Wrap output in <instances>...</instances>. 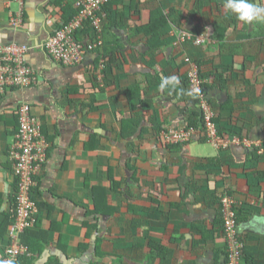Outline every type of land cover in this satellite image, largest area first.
I'll return each instance as SVG.
<instances>
[{
  "label": "crops",
  "instance_id": "0c3cea01",
  "mask_svg": "<svg viewBox=\"0 0 264 264\" xmlns=\"http://www.w3.org/2000/svg\"><path fill=\"white\" fill-rule=\"evenodd\" d=\"M55 1L25 0L22 7L19 1L0 0V44L30 47L25 63L36 77L30 87L9 90L0 98V220L11 209L14 191L10 153L19 130L15 111L22 104H31L50 144L48 161L39 177L42 200L50 207L49 212L40 214L44 216L42 226L45 230L56 228L54 243L45 247L37 264H47L53 255H64L57 246L61 236H65L63 246L69 254V259H62L64 264H165L154 244L166 249L165 256L172 261L169 264H226L220 250L224 240L216 234L215 241L205 243L200 235L203 230L212 234L216 228L221 209L217 196L224 189H229L238 205L246 207L248 216L239 224V236L251 251L259 253L253 264H264V222L253 223L254 217L264 218L261 149L231 145L218 150L205 139L202 128L195 129L191 142L173 151L163 137L164 131L180 125L197 108L194 98H183L188 72L184 58L188 56L198 63L210 62L219 72L215 75H222V82L228 81L225 87L220 83L208 87L227 93L222 103L212 101L221 128L228 131L226 137L239 133L242 139L264 145V21L241 22L224 9V0H208L205 12H211L209 18L215 12L213 25L207 27L208 36L213 35L216 22L224 26V20L231 16L226 20L225 50L211 37L204 46L192 41L176 45L179 31L171 27L169 35L174 42L153 52L145 36L137 33L151 17L143 3L153 0H137L140 8L124 0L114 7L111 17L125 15L122 24L114 26L107 16L104 30L110 47L121 50L117 56L122 58V71L114 68L106 77L98 51H89L77 65L56 62L47 52L48 39L62 24L63 12ZM155 1L159 7L164 4L167 13L180 10L185 17L183 27L193 33L197 21L189 13L199 0ZM252 2L264 6V0ZM20 11L23 26L13 27L12 20ZM169 76L176 79L162 90L161 81ZM99 82L103 92L97 88ZM131 87L139 89L130 96L127 92ZM134 116L140 118L141 127L134 137L126 138L124 124ZM155 127L161 129L160 134ZM143 129L147 131L142 136ZM198 159L206 164L208 176L196 168ZM211 160H220L221 168L210 169ZM128 163L136 170L128 169ZM108 170L123 183L120 190H112ZM136 171L140 177L137 182L131 180ZM195 182L201 193L210 194H186V186L194 188ZM94 191L105 194L108 206L118 212L95 218L89 215L95 209ZM171 204L180 206L169 208ZM86 222L98 225L90 239ZM9 238L8 246L0 236V257L12 244L10 234ZM98 238L103 240L101 250L107 253L101 260L95 256ZM84 243L90 244V249L78 255L77 247Z\"/></svg>",
  "mask_w": 264,
  "mask_h": 264
},
{
  "label": "built area",
  "instance_id": "2783aa9c",
  "mask_svg": "<svg viewBox=\"0 0 264 264\" xmlns=\"http://www.w3.org/2000/svg\"><path fill=\"white\" fill-rule=\"evenodd\" d=\"M24 6V0H15ZM113 0H75V8L79 10L78 15L67 25L57 29L48 39L45 48L51 57L64 65H77L89 51L96 52L104 45V30L107 13L103 7ZM91 21L94 29L92 39L78 42L75 37L76 31L81 29L85 22ZM22 11L12 20L13 27L23 26ZM188 33H179L177 44L185 43ZM197 45L204 43V39H197ZM86 47V48H85ZM30 47L19 44L0 45V98L9 90L24 89L30 87L36 81L35 73L26 63L25 55ZM190 66L188 77L190 81V93L196 100V110L201 114L203 120V135L205 139L216 149H228L231 145L256 147L264 154V145L260 142H249L240 136L220 137L219 128L215 122L216 112L212 104L207 100L204 92L205 85L211 81L203 79L200 75L198 64L187 58ZM16 117L19 130L15 136V142L11 148L10 159L13 164V173L18 183L17 219L10 229L12 238L11 246L6 250L0 261L13 260L17 263L22 257L29 254L28 248L20 243V236L28 228L36 224L38 207L32 200V190L35 179L39 178L48 160L50 144L44 136L43 123L33 113L30 104H22L17 107ZM196 130L188 128L187 120L181 121L177 127H170L163 133L168 145H185L192 141ZM227 136V135H226ZM238 201L229 195L222 199L223 217L225 229L230 245V263L240 264L243 245L238 240V223L236 221V207Z\"/></svg>",
  "mask_w": 264,
  "mask_h": 264
},
{
  "label": "trees",
  "instance_id": "16d2710c",
  "mask_svg": "<svg viewBox=\"0 0 264 264\" xmlns=\"http://www.w3.org/2000/svg\"><path fill=\"white\" fill-rule=\"evenodd\" d=\"M124 0H113L110 3H108L107 5H105L103 7L104 12H106L108 14V19L110 21H114V26L117 25V27H119L123 20L125 19V15L120 14V13H116V18L113 20L112 15L115 14L114 13V7L116 5H120L121 3L123 4ZM208 0H199L196 3V7L190 11L189 15L196 19L197 23L196 26L194 28L193 34L194 35H203L204 33H206L207 31V27L214 23V19H215V12L214 17H210V14L205 12V10L207 9V7H209L207 5ZM130 5H136L139 6L138 8H140L141 6L139 5L137 0H130L129 1ZM54 5L61 8L63 15H62V24L59 28H62L64 25L69 24L79 13V10L75 8V0H56L54 2ZM143 5L148 6L149 10L151 12V17L149 19V22L144 25V26H140L137 29V33L140 35H144L145 38L147 39V42L149 44V46L151 47V50L153 52H159L161 49H163L164 47L168 46L171 42H174V38H172L169 35V30L171 27L175 28L177 31H185V27H183L185 24L183 23V20L185 19V17H183V14L180 10L178 9H171L170 12H166V7L163 4L161 7H159V2L153 0V1H149V2H144ZM207 6V7H206ZM61 12V13H62ZM229 18H231V16L227 17L226 20ZM218 19V17H217ZM225 21V25L224 26H219L218 23L216 22L215 24V30L213 35L211 36V39L215 42H219L221 43L222 48L225 50V48L227 47V45L225 44V37L227 35L228 32V28H227V22ZM110 30L111 28L108 27ZM109 29H106V33L109 32ZM94 36V29L92 26V22L91 21H87L84 23L83 27L81 29H79L78 31H76L75 36L73 35V37H75V39L78 42H84L85 39H92ZM104 45L102 48V50L98 49L100 57L98 62L102 60H104V70H103V74L107 77L109 74H112V71L114 68H116L118 71H122L121 70V66L123 64L122 58L118 57L117 55H120V51L121 50H117L115 48H111L109 45V41H107V35L104 34ZM86 48V47H85ZM199 68H200V75L203 79H207L212 81V84H207L205 85V87H212V86H217V84L220 83L221 86L225 87L226 83L228 82H222L223 81V76L222 75H215V71L213 70V68H211V64L210 62L206 61V62H199ZM209 64V65H208ZM233 68V67H232ZM218 72V70L216 71ZM219 73V72H218ZM216 80V81H215ZM222 83V84H221ZM104 84H105V80H104ZM160 84V81H159ZM186 87H187V92H183V98H193L192 94L190 93V88H189V80L186 79V81L183 83ZM96 86V84H95ZM98 90H100L101 92L104 91V89L100 86V82L99 85L97 86ZM139 89L138 88H133L131 87V89L127 92V95H134L136 93V90ZM186 91V90H184ZM187 93V94H186ZM215 112H216V120L215 122L218 125L219 128V136L220 137H226V134L228 133V131L224 130V128H221L220 126V118H219V113L217 111V108L213 105V103L211 102ZM187 123H188V128H194V129H201L203 130V120L201 118V114L197 111L194 110L192 113L189 112V115L187 116ZM125 127V128H124ZM122 133L123 136L126 138L129 137H134L137 133L138 130L141 127V122H140V118L138 116H134L131 120L126 121V123L124 124ZM126 128H128L130 130V132H127ZM155 131L160 134L161 133V129H159L158 127ZM147 131V130H146ZM144 129L142 131V136L144 135V133L146 132ZM44 136L46 135V132H43ZM234 134H232L233 136ZM236 136H240L239 133L235 134ZM234 135V136H235ZM47 136V135H46ZM142 138V137H141ZM140 138V139H141ZM131 145L133 146V141H131ZM178 145H168V149L169 151H173L174 149H177ZM216 162V164L214 163ZM211 160L208 162V164L210 163L211 167L210 169H212L213 167L217 168H221V162L220 160H216L214 161ZM218 162V163H217ZM195 165L196 168H198V170H203L205 171L204 173L207 174L208 176V172L206 170V164H204V161L202 159H198V161H195ZM13 169V168H12ZM128 169L130 170H136L135 167H133L130 163H128ZM164 171H167V167H164ZM109 171V175H110V182L112 185V190L116 191V190H120L121 185L123 184L121 181L116 180V178L113 176L112 171ZM13 176L15 177L14 173ZM40 178H36L35 179V186L32 190V200L34 202H36V205L38 207V212L36 214V224L33 228H28L25 230V232L23 234H21L20 238H21V244L25 247L28 248L29 250V255L22 257L17 263L14 264H37V262L42 258L45 247L51 243L53 244V237L52 234L56 232V228L53 227L51 230H45L42 226L43 224V217H41L40 214L44 213L45 211L49 212L50 210H47V208H50L47 204H45V202L42 200L43 198V194L41 192L40 189ZM132 181H140V177L138 174V171L135 172V175L133 176V178L131 179ZM130 180V181H131ZM18 183L19 180L17 178H15V183H14V191L13 194L10 196V204H11V209L10 211H6L3 213L2 215V219L0 220V236L4 237V239L6 241H8L6 244L10 245V238H9V234H10V229L12 227L13 224H15L16 219H17V198H18ZM194 188H192L191 185L186 186V194L189 193H193L195 192L196 194H199V191L201 190L199 188V186L197 185V182L194 183ZM101 190V189H100ZM104 189H102L103 192ZM97 194L94 191L93 197H94V202H95V209L89 213V215L93 216L94 218L101 215V214H107V215H115L119 209L117 208H111L108 206V201L106 200L107 197L105 196V194L103 193ZM201 193V191H200ZM203 195H209V191H205L204 193H201ZM225 195H229L233 198L234 195L229 191V189H224L223 191H221V193L219 194V197L217 196V204H219V206L221 207V209L219 210V215L218 218L215 222L216 228L213 230V233L211 234V232H209L208 230H203L201 232V238L203 240V242L207 243L210 242L211 240L213 241L215 238V235L217 234V237L220 239H223L225 242V246L221 247V252L224 254V256L226 257L225 263L228 264L230 263V245L228 242V237H227V233H226V229H225V222H224V218H223V209H222V199L224 198ZM180 206V204H171L169 206V208H178ZM104 207V208H103ZM246 207L245 206H241L238 205L236 207V213H237V218L236 221L238 224L242 223L248 216V214H246ZM96 223L98 224V218L96 219ZM142 223V221H140V224ZM85 224V223H84ZM92 223H87L84 225L89 229V232L87 233V239L91 238V233L98 230V225L97 224H93ZM63 238H65V236H61V239L59 240L60 242L62 241V244L60 245L59 241L57 243V246L60 250L63 251L66 259H69L67 255L68 254V248H64L63 246ZM238 240L242 243L243 245V252L242 255L240 257V264H253L257 262V255H259V253H255L253 252V250L251 251L246 243L244 242V240L242 239L241 236H239L238 234ZM215 241V240H214ZM102 243L103 240L102 238H98L97 240V245H96V254L95 256L101 260L103 259L105 256H107V253L103 250H101L102 247ZM8 245V246H9ZM90 244L88 243H84L81 244L77 247V254H81L84 255L89 249H90ZM154 249L157 250L158 252V257L161 260L162 263L165 264H169L172 263L171 259H169V257H167V253H166V249L162 248L159 246V244H154ZM161 254H163L165 257H161ZM113 257H116L115 255L111 254ZM65 262L62 260V258H60L57 255H53L49 261L47 262V264H64ZM96 263H100V261H97Z\"/></svg>",
  "mask_w": 264,
  "mask_h": 264
},
{
  "label": "clouds",
  "instance_id": "9594fccd",
  "mask_svg": "<svg viewBox=\"0 0 264 264\" xmlns=\"http://www.w3.org/2000/svg\"><path fill=\"white\" fill-rule=\"evenodd\" d=\"M25 2V0H24ZM24 7V6H23ZM223 7L226 11L231 12L232 14H234L236 16V18L244 23H252L254 21H264V6H260L257 3L252 2V0H224L223 3ZM23 14V12H22ZM108 16V15H107ZM60 29V28H58ZM179 33H188L191 37L190 39L188 38V40L185 43H180L177 44V40H178V35ZM177 37H176V45H184L189 41H192L194 43V45L196 46H204L207 41L210 40L211 36H208L207 33H204L203 35H194L193 33H191L188 30L185 31H179ZM197 39H204V43L197 45L195 42ZM1 45V44H0ZM101 50V49H100ZM99 51V50H97ZM189 58L191 59V61H193L194 63L198 64L197 61L193 60L192 58L185 56L184 58V64L188 67V72L190 70V66L189 64L186 62V59ZM199 66V64H198ZM188 72H187V79L189 80L188 77ZM175 77L174 76H169V77H164L161 81V89L163 90V88L165 86H167L168 84L172 83L173 81H175ZM189 88H190V81H189ZM206 89V87H204V90ZM210 102V101H209ZM211 103V102H210ZM31 105V104H30ZM33 109V108H32ZM43 123V122H42ZM217 124V123H216ZM43 132V129H42ZM242 139V138H241ZM180 146V145H178ZM48 161V160H47ZM47 163V162H46ZM46 165V164H45ZM255 221H261L264 222V218L261 217H254L253 218V223ZM239 224H238V229H239ZM239 234V233H238ZM8 249V248H7ZM29 251V250H28ZM29 255V254H28ZM27 255V256H28ZM4 257V256H3ZM25 257V256H24ZM0 264H14L13 260H7V261H0Z\"/></svg>",
  "mask_w": 264,
  "mask_h": 264
},
{
  "label": "water",
  "instance_id": "95a60500",
  "mask_svg": "<svg viewBox=\"0 0 264 264\" xmlns=\"http://www.w3.org/2000/svg\"><path fill=\"white\" fill-rule=\"evenodd\" d=\"M204 92L206 93L207 100L210 101V102H212L213 100H218L220 103H222L223 102V98H225L226 95H227V93L225 91L223 92L222 90L208 89L207 87L204 90ZM59 255H60V257L62 259H65V261H66L65 255H62V254H59Z\"/></svg>",
  "mask_w": 264,
  "mask_h": 264
},
{
  "label": "rangeland",
  "instance_id": "374dc122",
  "mask_svg": "<svg viewBox=\"0 0 264 264\" xmlns=\"http://www.w3.org/2000/svg\"><path fill=\"white\" fill-rule=\"evenodd\" d=\"M216 120V119H215ZM145 162V161H144Z\"/></svg>",
  "mask_w": 264,
  "mask_h": 264
}]
</instances>
